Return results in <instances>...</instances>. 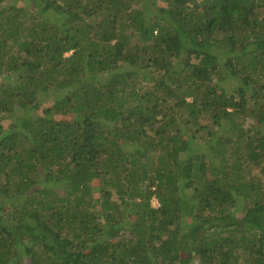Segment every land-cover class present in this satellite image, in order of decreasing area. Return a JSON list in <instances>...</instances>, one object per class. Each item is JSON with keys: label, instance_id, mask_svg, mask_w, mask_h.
Instances as JSON below:
<instances>
[{"label": "trees", "instance_id": "16d2710c", "mask_svg": "<svg viewBox=\"0 0 264 264\" xmlns=\"http://www.w3.org/2000/svg\"><path fill=\"white\" fill-rule=\"evenodd\" d=\"M0 264H264V0H0Z\"/></svg>", "mask_w": 264, "mask_h": 264}, {"label": "rangeland", "instance_id": "374dc122", "mask_svg": "<svg viewBox=\"0 0 264 264\" xmlns=\"http://www.w3.org/2000/svg\"><path fill=\"white\" fill-rule=\"evenodd\" d=\"M19 3H20V2H19ZM19 3H18V4H19ZM42 108H44V106H43ZM152 204H153V206H155V207L158 206V202H157L156 200H153V201H152Z\"/></svg>", "mask_w": 264, "mask_h": 264}, {"label": "clouds", "instance_id": "9594fccd", "mask_svg": "<svg viewBox=\"0 0 264 264\" xmlns=\"http://www.w3.org/2000/svg\"><path fill=\"white\" fill-rule=\"evenodd\" d=\"M156 201H157V200H156ZM157 202H158V201H157ZM158 206H159V203H158ZM158 206H157V207H158Z\"/></svg>", "mask_w": 264, "mask_h": 264}]
</instances>
